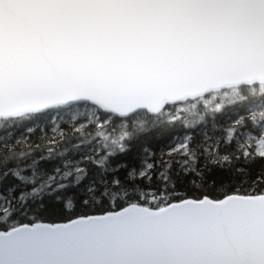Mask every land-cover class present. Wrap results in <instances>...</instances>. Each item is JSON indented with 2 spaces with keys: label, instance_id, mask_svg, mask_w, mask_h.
<instances>
[{
  "label": "snow or ice",
  "instance_id": "snow-or-ice-1",
  "mask_svg": "<svg viewBox=\"0 0 264 264\" xmlns=\"http://www.w3.org/2000/svg\"><path fill=\"white\" fill-rule=\"evenodd\" d=\"M223 98L251 105L225 129L229 154L191 136L169 153L199 193L178 191L168 162L163 187L141 189L155 165L117 158L153 128H193ZM57 113L77 133L96 128L94 174L67 159L49 172L10 131ZM257 158L264 0H0V264H264V169L249 181L239 165Z\"/></svg>",
  "mask_w": 264,
  "mask_h": 264
},
{
  "label": "trees",
  "instance_id": "trees-1",
  "mask_svg": "<svg viewBox=\"0 0 264 264\" xmlns=\"http://www.w3.org/2000/svg\"><path fill=\"white\" fill-rule=\"evenodd\" d=\"M216 103H220V110L214 114H208L205 116L203 122L197 123L193 128H186L183 124L175 122L172 124H166L159 128H153L150 133L147 134V138L142 142V146L139 144L132 148V154L130 156H120L117 159L120 163L129 164L139 168L146 159L148 163H153L155 168L152 170V179H140L136 178V183L139 187L145 191H155L163 187V182L159 178V174L166 170L167 165L164 162H168L171 167L168 171L172 174L173 180H177L175 173L180 171L179 161L183 159L179 153H169L172 147L175 146L177 141H182L186 136H191L195 141L192 147L202 150L207 145H213V149L216 150L218 144L221 154H229L222 137L225 135V129L234 124L236 119L241 116H248L247 107H250L249 101H236L229 102L227 98L223 100H217ZM55 120V124L53 123ZM80 122L86 123L84 115H80L77 120V125ZM251 124V121H248ZM26 125V126H25ZM58 126V128H57ZM28 128H32L33 131L29 133ZM57 128V131H53ZM239 132L249 131V127L241 128L237 125ZM14 135L19 138L21 132L27 137L28 143L33 145L32 155L36 159H40L41 156L45 157L41 161V164L47 168L49 172L53 170V167H62L65 160H71L73 163H80L81 167H86L90 173H95V167L89 162L86 157H96L100 152L99 138L93 139L96 133V128L89 125L83 132L77 133L71 126L70 116L66 114H54L44 120L37 121H24L22 125L13 127L10 129ZM59 132H64L67 135L61 137ZM88 133H92L91 136ZM55 138L53 141L52 138ZM214 142H216L214 144ZM35 145H40L36 148ZM48 148L53 149V153L50 155ZM232 151H235V145L231 146ZM147 149V152H145ZM63 154V155H61ZM175 158V159H173ZM204 163V158L201 156L200 164ZM240 166L248 168L250 175L249 181L254 180L261 169H264V163L260 162V158H257V162L254 164H246L243 160L239 162ZM128 169H121L118 178L123 180L127 179ZM225 175H227L225 173ZM111 178V174H109ZM176 188L180 192H186L188 194L199 193V189H193L189 184L188 179L181 177L177 180ZM57 222H66L64 220L57 219Z\"/></svg>",
  "mask_w": 264,
  "mask_h": 264
},
{
  "label": "rangeland",
  "instance_id": "rangeland-1",
  "mask_svg": "<svg viewBox=\"0 0 264 264\" xmlns=\"http://www.w3.org/2000/svg\"><path fill=\"white\" fill-rule=\"evenodd\" d=\"M81 115H82V114H81ZM182 141H183V140H182ZM179 142H180V141H177L176 144H175V146H176Z\"/></svg>",
  "mask_w": 264,
  "mask_h": 264
}]
</instances>
